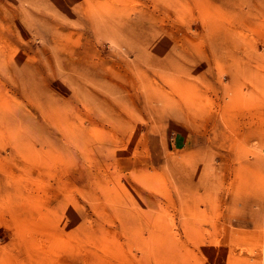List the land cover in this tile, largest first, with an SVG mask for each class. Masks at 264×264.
Wrapping results in <instances>:
<instances>
[{"label":"rangeland","instance_id":"374dc122","mask_svg":"<svg viewBox=\"0 0 264 264\" xmlns=\"http://www.w3.org/2000/svg\"><path fill=\"white\" fill-rule=\"evenodd\" d=\"M0 264H264V0H0Z\"/></svg>","mask_w":264,"mask_h":264}]
</instances>
